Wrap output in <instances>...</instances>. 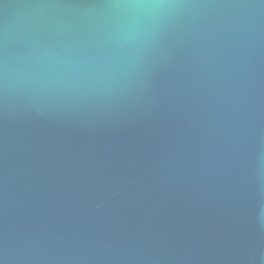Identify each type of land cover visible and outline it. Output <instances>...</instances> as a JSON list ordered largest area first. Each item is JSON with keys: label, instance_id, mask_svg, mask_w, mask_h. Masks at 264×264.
Instances as JSON below:
<instances>
[{"label": "water", "instance_id": "water-1", "mask_svg": "<svg viewBox=\"0 0 264 264\" xmlns=\"http://www.w3.org/2000/svg\"><path fill=\"white\" fill-rule=\"evenodd\" d=\"M0 0V264H264V0Z\"/></svg>", "mask_w": 264, "mask_h": 264}, {"label": "clouds", "instance_id": "clouds-1", "mask_svg": "<svg viewBox=\"0 0 264 264\" xmlns=\"http://www.w3.org/2000/svg\"><path fill=\"white\" fill-rule=\"evenodd\" d=\"M118 6L134 12L136 20L121 26L115 35L117 44L136 49L151 32L156 19L174 7L170 0H120Z\"/></svg>", "mask_w": 264, "mask_h": 264}]
</instances>
